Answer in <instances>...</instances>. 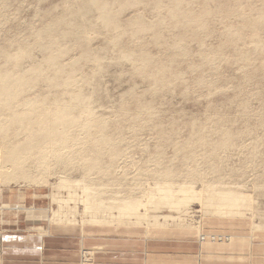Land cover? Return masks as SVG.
Wrapping results in <instances>:
<instances>
[{
	"label": "rangeland",
	"instance_id": "1",
	"mask_svg": "<svg viewBox=\"0 0 264 264\" xmlns=\"http://www.w3.org/2000/svg\"><path fill=\"white\" fill-rule=\"evenodd\" d=\"M82 1L0 0V69L10 67L2 55L4 51L17 52L19 45H33L38 41L52 47L54 40L37 39L36 31L67 13L72 4ZM103 1L111 11L121 10L118 23L126 32L114 45L110 29L85 24L87 47L100 61L88 59L82 61V65L76 62L79 51L72 48L59 57L57 64L66 75L73 74L76 86L72 83L73 86L60 87L66 77L52 84L48 78H43L34 87H22L25 90L20 92L27 96L0 97V101L9 100L5 104L0 102L4 104L0 105V123L11 115L6 112L10 107L15 109L16 105L33 101L40 109L43 106L48 109L54 108L59 99L67 107H73L70 103L76 104L74 114L80 123L70 128L71 134L65 140L56 138L57 144L48 145L49 140H38L50 150V156L41 159L34 153L24 157L26 163L22 168L29 169L33 178L20 177L1 183L0 201L20 197L21 204L23 199L28 201L32 196L38 205L33 206V220L19 223H31V226L55 221L88 224L89 212H84L81 200L91 197L88 201L94 212L100 200L104 204L103 212L96 217L113 221V225L105 227L145 228L160 223L162 227L199 230L202 220L207 219L208 222H245L248 225L245 229L264 230V0ZM125 2L127 4L123 5ZM168 9L178 21L188 25L157 30L159 43L154 42L148 32L132 37L130 19L139 16L147 24L154 23L163 19ZM74 40V35H66L59 39L58 45L69 48ZM177 45L181 46V53ZM131 50L147 53L152 65L142 70L134 67L139 66V60L122 58L123 52ZM43 60L44 55L34 49L21 62L20 69L36 68ZM162 67H165V80L170 82L166 84L169 89L166 85L157 87L152 79L146 78L148 70L158 72ZM69 91L82 93L83 97L69 102L71 98L65 95L71 94ZM87 124L97 125L98 129H91V134L86 135L83 126ZM1 125L12 132H0V143L16 144L29 136L13 132H24L20 124ZM101 126L107 129H100ZM103 130L106 131L103 139L111 140L113 145L100 156V169H94L89 161L95 158L96 152L88 142L100 140V134L95 133ZM2 153L0 150V158ZM40 160L44 163L38 164ZM16 172L19 171H15L14 176ZM168 173L172 177H167ZM183 183L193 187L192 190L202 188L208 192L212 189L213 194H245L248 203L244 202L236 211L239 215L231 217L214 215L213 208L201 202L179 209L165 206L157 214L183 216L177 220L154 216L142 224L135 222H141L142 215L129 216L118 210L117 205L122 200L131 202L140 198L147 202V207H140L139 212L144 213L153 206L147 200L151 192L158 202L159 189ZM52 210L58 212L53 215ZM208 235L212 242H227L226 237H231ZM88 252L91 251H81L82 263L90 261L91 257H85L89 256Z\"/></svg>",
	"mask_w": 264,
	"mask_h": 264
},
{
	"label": "bare ground",
	"instance_id": "2",
	"mask_svg": "<svg viewBox=\"0 0 264 264\" xmlns=\"http://www.w3.org/2000/svg\"><path fill=\"white\" fill-rule=\"evenodd\" d=\"M126 4H127V2L123 3V5H126ZM156 4L158 5V3H156ZM120 12H121V10L118 12L111 11L108 8L107 3L103 0H84V1L79 2V3H74V4H72V6L70 7V9L67 13L65 12L62 16L51 20L49 23L44 25L41 29L36 31V38L37 39L43 38V37L52 38L54 40V43H53L54 45H52V47L50 45L48 46V45L42 44L40 41H38V43H35L33 45H19L17 47V52L16 51L13 52V50H12V52L11 51H4L2 55H3L4 59L6 60L7 64L10 65V67H5V68L0 69V97H6V98L13 97V99H14V97L21 96V98H22L24 95L27 96L26 94H23L20 92L21 90L22 91L25 90L22 87H26V88L32 87V86L34 87L43 78H48L49 82L51 83L52 81H54L56 79L60 80L64 77H66L65 80H63L59 84V86L60 87L61 86L62 87H68L69 85H71L73 83V74L68 73V75H66V73L64 72V69L62 67H60L59 65H57L59 57L64 55V54H67V52L70 49L75 48L79 51V54H80L79 59L76 60V62L80 61L82 64V61L88 60V59L95 61L97 59V56H96L97 54L94 52H91L89 50V48L87 47V41L85 40V31H84L86 28L85 24L88 23L89 24L88 26L91 28L101 27V28H105V29H110L112 34H113L111 42H113L115 45V43L118 42L120 35L122 33L126 32L124 30H121L122 28H120V25L118 23ZM78 18L79 19L82 18L83 20L80 21V20H78ZM92 21H93V23H92ZM129 23H131V27H132V30H131L132 37H135L140 33L148 32V33L152 34L153 41L156 43H159V41H160L157 30L161 29L162 27L168 26V27L174 28L175 26H187L188 25L187 23H183V22L178 21L175 18V15L169 9L166 12L165 17H163V19L162 18L158 19L154 23L147 24L144 21H142V19L139 16L130 19ZM66 35H74V38H75V40L73 41L72 45L69 48L58 45L59 39L64 38ZM53 46H55V48ZM177 48H178V52L181 53L182 52L181 46L177 45ZM34 49H37L38 51H40L44 55L43 63L40 64L36 68L27 69L26 71H22V69H20L21 62L24 61V59L27 56H30L31 52ZM131 51L123 52L122 58H126V59L127 58H135V59L139 60L140 61L139 66H136V64H135L134 67H138L137 69L142 70V69H145L146 67L152 65V64H150L152 59H150V57H149V55H147V53H141V52L137 53V52H133V51L131 52ZM171 59L173 61V58H171ZM171 59H170V61H171ZM97 60H99V58ZM130 62H131V60H130ZM168 64H170V63H168ZM161 66H163V65H161ZM78 67H80V66H78ZM169 67H171V66H169ZM17 68H19L18 72H16ZM164 68L163 67L159 68L160 71H158V72H154L153 70H148L150 73L148 72L149 74L147 75L146 78L147 79L149 78L150 80L152 79L153 84L156 85L157 87L158 86H165L169 81L165 80L166 75H165ZM96 69H97V67H96ZM134 70H136V69H134ZM141 70H140V72H141ZM169 70H170V72L172 71L170 68H169ZM75 72H76V70H75ZM140 72H139V74H140ZM166 73H168V75H169V72H166ZM170 75H171V73H170ZM175 76H176V74H175ZM168 77L169 76H167V78ZM173 77H171V78H173ZM174 79H175V77H174ZM172 81H174V80H172ZM52 83H55V82H52ZM73 84H72V86H73ZM153 84L151 83L150 85L153 86ZM53 87H55V86L53 85ZM168 87H169V85L165 86V88H168ZM26 90H28V89H26ZM30 90H29V92H30ZM63 90H64V88H63ZM32 91H33V89H32ZM129 91H131V90H129ZM25 92H28V91H25ZM69 92L71 93V91H69ZM127 93H130V92H127ZM30 94H31V92H30ZM42 95H44V93ZM62 95H64V93ZM65 95H67V96H69V98H71V99H69L70 101L68 100L69 102H71L74 99H78V98L83 97L82 93H79V92L76 93V91H75V93H71V94L65 93ZM31 96H33V95L31 94ZM45 96H47V95H45ZM38 97L39 96L37 95L36 98H38ZM56 97H58V96H56ZM59 98H61V97H59ZM56 99H58V98H56ZM2 100L0 102L6 103V101H9L6 99H5L6 101H4V99H2ZM20 100H22V99H20ZM31 100H32V98H31ZM59 100H58V102L54 101V103L56 102L54 104L55 105L54 108L43 109L44 108V106H43V108L40 109V106L37 104L38 102L36 103L37 105H33L32 104V103H34L33 101H31V102L26 101L24 104L21 103L23 105H21V106L19 105V107H16L17 106L16 105L15 109L10 107V109H9L10 111H8V110L6 111V112H10L11 115H8V113H7L8 116L6 117V119H4L5 121H3L1 123H3V124H7V123L20 124L21 126L24 127L23 128L24 132H22L20 130H14L13 132L16 133L17 135H19L20 133L21 134L27 133V134H29V136H26V139L24 141L18 142L16 144H13V142L11 145L10 144L7 145L5 143H0V150L3 152L1 154L2 157L0 158V184L10 182L11 180H16L17 178H20V177L26 178V179L33 178L29 172V169L22 168L23 165H25V163H26V158H24V157H26L29 154L32 155L34 153H37L41 159H44L46 156H50V150H46L43 147L44 145H42L43 142H41V141H44V140L48 141L49 140L47 142L48 145L57 144V142L54 141L56 138H61V139L65 140L67 138V136L71 134L70 128L80 124V123L78 124L76 115L74 114L77 111L76 110L77 108H74L76 106V104L70 103V105L73 107H67V105H65L63 101H59ZM18 101H19V99H18ZM12 102H14V101H12ZM43 102H44V99H43ZM43 102L41 101V104ZM121 102L124 103V101H121ZM3 103H1V104H3ZM4 104H3V106H4ZM19 104H20V102H19ZM43 104H45V103H43ZM10 105H11V103H10ZM10 105L6 104V106H10ZM13 106H14V104H13ZM45 106H46V104H45ZM1 108H2V106L0 107V109ZM6 108H8V107H6ZM85 110H87V109H85ZM142 110L143 109H141L139 111V113H142ZM83 128L86 130L85 134L90 135L91 134L90 130L91 129H94V130L98 129V126L97 125L93 126L92 124H87V125H84ZM100 129H107V126H101ZM0 132L2 134L3 133L6 134V133H9L12 131H11V129H9V127L4 128L1 125L0 126ZM96 134H100V135H98L100 140H94L91 143L88 142V144L94 146L95 152H96L95 158L90 159L89 162H90L91 168L95 167L94 169H100L99 168V166H101L100 156L106 154V153H104V151H108L111 149L113 142L109 139H103V138H105L104 135H106V131H104V130L100 131L98 133H95V135ZM88 137H90V136H88ZM38 140H41V141H38ZM92 152L93 151L91 148L90 154H92ZM41 163H44V160H40L38 162V164H41ZM47 167H49V166H47ZM15 171H19V172H16L17 175L14 176ZM57 171H59V170H57ZM49 175H51V174H49ZM167 177H172V175L170 173H168ZM35 184H37V183H35ZM208 187L213 188L211 186H208ZM155 188H157V187H155ZM192 188L193 187H191L190 185H187L186 183H183L180 185L171 184V188H168V186L163 187L162 189H159V191H158L159 192L157 194L159 196L158 202L155 201V199H157V197L154 195V193L151 192L148 195L147 200H148V202H151L153 204V206L150 207L149 209L147 208L146 209L147 211H144V213L139 212L140 207H142V206L147 207L146 206L147 204H145L147 202L145 200H141L140 198H138L135 201H131V202L130 201L124 202L122 200L121 203H118L117 207H118V210L120 212L128 214L129 216H132L135 214L136 215H142L143 220L141 222L135 221L136 224H142L144 222V220L145 221L149 220L147 218H150V217L154 218V216L157 218L160 217L162 219H164L166 217H168L169 219L175 218L176 220L179 219L180 216H183V215L172 216L169 214H166V215L165 214L164 215L163 214L162 215L157 214L160 211V208H163L165 206H167L169 208L179 209L182 206H188V205H191L193 203L201 202L202 205L207 206V207L211 206L213 208L212 214H214V215L218 214L217 216H222V217H226V216L231 217V216H235L237 214L239 215L240 213L236 212V211H238V209L242 206V204H244V202L248 203L247 195H245V194H241V193L237 194L234 192H227L224 194L223 193L222 194H213L212 189L207 192L206 190H202V188H200V189L194 188L193 190H192ZM203 189H205V188H203ZM204 191H205V193H204ZM100 194L101 193H99V195ZM83 195H84V192H83ZM121 198L122 197L120 196V199ZM89 199H91V197H87L86 200H81L83 202L84 212L85 213L89 212L88 214L90 216V219H89L88 224H90L91 226H100V227L113 225L112 220L109 221L108 219H105L104 217H96L97 213L103 212V209H104L103 202L100 200V202L97 203V207L95 208L96 212H94L92 210L93 209L92 204L89 203V201H88ZM149 200H151V201H149ZM63 202H65V201H63ZM96 202H97V200H96ZM122 202H124V205H122ZM59 207H61V206L59 205ZM58 210H60V209L58 208ZM183 211L180 213H183ZM193 211H194V209H193ZM57 212H58L57 210L53 211V215H55ZM187 212L188 211H186V210L184 211V213H187ZM245 213H246V211H245ZM59 215H60V213H59ZM59 223H61V222H59ZM73 223H75V222H71V224H73ZM150 226L162 227V225L160 223L159 224H153ZM197 226L198 225H196L195 227H197ZM198 239L199 240L203 239L204 241H208V239H210V238L208 237L205 239L202 235H200L198 237ZM88 253L91 254V252H88Z\"/></svg>",
	"mask_w": 264,
	"mask_h": 264
},
{
	"label": "crops",
	"instance_id": "3",
	"mask_svg": "<svg viewBox=\"0 0 264 264\" xmlns=\"http://www.w3.org/2000/svg\"><path fill=\"white\" fill-rule=\"evenodd\" d=\"M14 199L0 201V206L19 207H0V264H264V230L245 229V222L204 219L199 230L111 228L57 221L31 226L22 222L33 220L36 200L31 196L20 204V197ZM201 234L231 237H226L230 238L227 242H200ZM82 250L91 251L85 255L91 257L89 262L82 263Z\"/></svg>",
	"mask_w": 264,
	"mask_h": 264
}]
</instances>
